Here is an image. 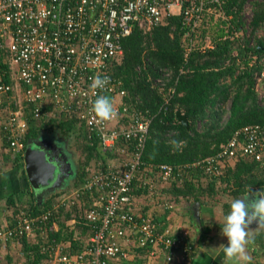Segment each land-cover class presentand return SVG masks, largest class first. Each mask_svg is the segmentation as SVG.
I'll list each match as a JSON object with an SVG mask.
<instances>
[{"label": "built area", "instance_id": "built-area-1", "mask_svg": "<svg viewBox=\"0 0 264 264\" xmlns=\"http://www.w3.org/2000/svg\"><path fill=\"white\" fill-rule=\"evenodd\" d=\"M250 1L255 0H246L245 5ZM226 2L0 0V106L11 104L2 124L8 149L15 155L25 149L27 110L34 120L60 117L83 125L103 151L121 142L130 145V151L127 147L122 149L127 159L119 167L95 170L81 188L54 205L57 210L85 194H93L94 190L98 192L84 217L90 232L88 242L77 253H69L70 245L42 247V252L49 256L48 262L122 264L136 253L128 249L126 245H129L135 250H144L151 259L162 255L166 264H183L194 251L193 244L187 242L189 233L181 230L173 234L153 217L137 214L135 191L140 190L142 195L146 191L148 198L157 200L160 194L156 180L161 184L181 181L188 171L217 178L227 168V162L238 157L264 164V126L247 125L236 130L214 155L182 167L163 164L155 171L142 161L152 116L148 111L131 109L125 101L127 92L123 82L109 71L113 62L122 56L123 39L135 29L149 34L171 16L181 17L180 28L189 39L186 50L191 52L190 35L202 22L203 15L215 13L211 5L222 11ZM218 15L214 14L215 19ZM212 48L208 40L199 50L204 52ZM184 72L180 70V74ZM97 75L110 78L104 89L91 88ZM159 75L153 83L155 86H162L171 79L167 70L159 71ZM263 79L264 68L258 81ZM97 96L108 97L117 111L115 119L102 125L91 112ZM48 217L49 214L18 216L10 230L0 231V252L5 248L4 243L33 235L38 230L34 223ZM39 232L45 236V231ZM129 250L134 252L131 254Z\"/></svg>", "mask_w": 264, "mask_h": 264}, {"label": "trees", "instance_id": "trees-1", "mask_svg": "<svg viewBox=\"0 0 264 264\" xmlns=\"http://www.w3.org/2000/svg\"><path fill=\"white\" fill-rule=\"evenodd\" d=\"M245 2L246 0H227L221 13L214 9L219 14L217 19H214L215 13H205L198 28L190 35L193 47L189 53L186 50L189 39L184 37L180 28V16L169 17L149 34L135 29L129 37L123 39L122 56L117 62H113L109 71L113 77L123 82L127 92L125 101L131 109L148 111L152 116L142 161L155 171L163 164L178 167L213 155L236 130L244 126H264V105L257 89L258 78L264 68V0L252 1L251 16L247 23L243 17ZM223 13L232 19L226 21L219 18ZM227 34H232L233 39H222ZM208 40L213 48L200 51L199 47L204 46ZM181 69L185 72L180 74ZM162 70L169 71L171 79L162 86H155L153 83L161 76L159 71ZM263 82L264 80L259 83ZM227 103L228 117L223 121L225 112L222 108ZM178 111L187 118V126L178 122ZM26 116L28 130L24 134V144L43 133L59 134L64 139L74 136L73 148L78 159L72 188L81 187L87 182L94 172L91 169L93 162L96 170L104 169L105 157L111 151H116V147H112L106 150V155L101 154L102 149L97 139L87 133L83 125L79 126L74 121L60 117H43L37 121L30 117L28 110ZM77 125L79 128L75 130ZM128 144L121 142L117 146L127 147L130 151ZM6 146L9 147L8 144ZM22 158L21 154H16L14 166L23 168ZM190 172L185 174H189V179H182L181 186L173 183L168 187L173 196L171 202L176 205L181 200L180 196L186 202L201 206L207 198L213 200L219 191L236 199L248 194L250 190L264 189V164L243 157L236 159L233 169L208 181L206 187L201 185L200 175ZM216 185L223 186V189L216 190ZM28 191L26 202L15 205L13 199L9 200V207L13 208L12 214L15 217L49 214V217L34 223V228L45 231L46 235L39 238L38 243L31 245L27 237L21 239L25 259L31 258V263L37 264L49 258L41 249L49 244L70 242L69 253L79 252L82 248L79 240L74 241L75 229H70L66 221L75 219L77 224L83 223L90 205L71 209H66L63 205L56 210L54 205L66 193L48 196L37 202L32 190ZM139 193L140 190L135 191V194ZM160 219L164 221L163 217ZM54 224H57L56 230ZM77 224L75 226L79 227ZM202 229L198 242L200 246L209 242L208 233L211 232L210 228ZM251 244L255 245L254 255H261L262 259L252 260L251 264H264V231L255 234ZM137 253L139 256L141 253L144 255L142 249ZM192 256L191 254L188 262Z\"/></svg>", "mask_w": 264, "mask_h": 264}, {"label": "crops", "instance_id": "crops-1", "mask_svg": "<svg viewBox=\"0 0 264 264\" xmlns=\"http://www.w3.org/2000/svg\"><path fill=\"white\" fill-rule=\"evenodd\" d=\"M208 6L209 5L207 4L206 7L208 8ZM211 6H212L213 9H217L214 5H211ZM223 7L221 9L222 11H223ZM217 10L221 13V11L219 9H217ZM219 18L225 19L226 21H230L232 19V17L226 16L224 13H223L222 16H219ZM228 23H230V22H228ZM227 38L233 39V35L232 34H227V35H224L222 37V39H227ZM3 114H6V112H4ZM6 118H7V116L3 117L0 114V231H5L7 229L10 230L14 226L15 220L17 218V217H15L12 214V209L13 208L9 207V204H8L9 200L13 199L15 201V205L21 204L22 202H26L27 201L26 194L28 195V192H29L28 189L29 190L31 189L29 184H28L26 175H25L24 163L22 164L23 168H19V167L14 166V164H13L14 160H12V159H14L15 154H13L10 151V149H8V147L6 146L7 142L4 139V133L2 132V124L6 120ZM54 118L55 117H49L48 119H54ZM50 136H51L52 144L55 145L56 147L62 148L63 153L68 158L69 154L66 152L65 145H63L59 140H57L56 137L53 136L54 137L53 138L52 135H50ZM122 149H125V147H119V146L116 147V150H119L118 152L120 154H122V156H125V153H123ZM111 152H113V151H111ZM23 153H24V151L21 153L22 157H23ZM209 156H212V155H209ZM246 159L250 160V161H255V160L250 159V158H246ZM116 160L117 161H115V162H111L110 160L106 159L105 168L106 167H109V168L119 167L120 164L123 161L121 160L122 162H120L119 158H117ZM22 162H23V160H22ZM235 162H236V160H231V161L227 162V164H226L227 168L224 170L223 174L226 172V170L233 169L234 166H235ZM255 162H257V161H255ZM118 163H120V164L118 165ZM182 166L183 165H179L178 167H182ZM23 171H24V173H23ZM190 173H192V174L193 173L194 174L197 173L198 175H200V178L202 180L205 179V180L210 181V180L219 178V177H217V178H208L206 176H203L201 173L195 172V171H191ZM188 175L184 176L182 179H184L185 177H187V179H189ZM75 179H76V176H75ZM182 182H183V180L177 181V182L174 181V182H172L170 184H161L160 181H158V180L155 181L156 189L159 188L160 186H165L166 187L167 190L163 189L162 192H163L164 195H167V197L169 198L168 203L167 202H165V203L168 204V205H171V208H168L167 207L168 205L165 206V203L161 201V199L165 198V197H163V196L161 197L160 196L161 198L155 200L154 198H148V196H146V191H143V195L140 194V193L136 194L137 197L135 199V206H136L135 207V212L137 214L148 215L149 217H153L154 220H155L156 217H158L155 221L159 222L163 229L164 228L168 229L173 234H177L181 230H186V231L189 230V232H190L189 227L186 228V226H184V225L182 226L181 225L182 223H184V222H181V220H180V219H182V216L181 215L179 216V213H177L178 209L176 208L175 202H173V201L171 202V200L173 199V196L168 191V187H170L173 183H177L178 184L177 186H181ZM81 187L71 188V192L70 193H66L65 197L69 196L72 192H74L75 190H77V189H79ZM93 192H94L93 194H90V195H93V196H87L86 197L84 195V197H81L78 200L75 199L71 205L66 207V209H71V207H83L85 205H90V207H91L92 203L94 202V198L96 197V194L98 193L96 190H94ZM246 195L247 194L241 195L238 198L244 197ZM92 198H93V200H92ZM179 198L181 200L178 203V205L181 202H183V201L186 202L184 197L180 196ZM44 199H47V197L43 196L42 200H44ZM61 199L62 198H60L59 201ZM142 200H144L145 202H142ZM165 200H167V199L165 198ZM138 201H140V202H138ZM138 203H140V205H138ZM192 204H194L193 206H195L198 203L192 202ZM158 205H160L162 208H160ZM201 206H199V204H198V209H197V214L198 215H199ZM192 211L196 214L195 208L194 209L192 208ZM162 217H163L164 221L160 219ZM76 224H77V222H76L75 219H71V220H67L66 221V225L69 226L70 229H72V228L75 229L74 241H76V240L78 241L79 240L80 244H81L80 248H82L83 244H86V242H88V239L90 237V232H89V229L85 225L84 222L83 223H78L77 225L79 227H76L75 226ZM54 228H55V230L57 229V224H54ZM202 230H203L202 228L199 231L197 230L196 235H194V237L190 236L191 232L189 233V239L187 238V242H189V243L191 242L193 244L194 251L192 253L193 256L191 258V261L190 262H188V261L184 262L183 264H201L202 262L205 264V260L208 261L207 260L208 258H210V259L212 258L210 256V252L207 251L208 248H209V246H208L209 244L208 243L207 244L204 243V244H202L200 246V244L198 243ZM39 236L40 237H44V235H42L37 230L36 232L33 233V235H30V236L27 237L28 243L31 244V245H33L36 242L38 243ZM21 239L13 241L11 243H8V242L6 244L4 243L5 248L0 252V264H32L31 263V260H32L31 258L30 259L28 258V260L25 259L26 256H25V253H24V250H23V247H22V240ZM208 241H210V237H209ZM64 245H66V246L70 245V248H71V243L70 242H67ZM126 246L128 247V249H132L136 253L132 254L134 251L129 250L130 253L132 254V256H131L129 261L123 262V264H126V263L127 264H160V261H161V264H166L164 262V257L162 255H160L159 257H155L154 259H151V258H149V257H147L145 255V251L144 250H143L144 255L141 253V255L139 256L138 253H137L139 251L138 249L135 250L129 245H126ZM70 252H71V249H70ZM222 253L223 252L221 250V254ZM213 260L214 259H211V261H213ZM37 264H51V263L48 262L47 258H46V259H43L42 261L38 262ZM174 264H176V263H174Z\"/></svg>", "mask_w": 264, "mask_h": 264}, {"label": "rangeland", "instance_id": "rangeland-1", "mask_svg": "<svg viewBox=\"0 0 264 264\" xmlns=\"http://www.w3.org/2000/svg\"><path fill=\"white\" fill-rule=\"evenodd\" d=\"M251 3L252 2H250L247 5H245L244 10H243V17H244V20L246 21V23L250 20ZM248 32H249V30H248ZM238 35H240V34L238 33ZM258 94H259V99H260L261 103L264 105V82L259 84ZM16 99H17V97H16ZM16 105H17V107L20 106L19 103H17ZM13 106H14V104L12 105V107ZM228 109H229V104L227 103L222 108V111L225 112L224 116L222 118L223 121H225L227 119V117H228ZM10 110H11V104L10 105L5 104L4 106L3 105L0 106V114L3 117L4 116L6 117L7 113ZM4 112H6V114H3ZM37 121H39V120H37ZM78 128H79L78 125L75 126V130H77ZM53 136L56 137L57 140H59L63 145H65L66 152L69 154L67 159H68V161L70 160L69 162H70L72 168L74 169L75 174H74V176L71 179H69V180H67L65 182V187H63V189L52 191L51 193L45 195L47 198H48V196L56 195V194H59V193H61V194L70 193L71 192V188L73 187V184L75 183V176H76V172H77V170H76V161L78 159V156L75 153V150L73 148V145L75 143L74 136L73 137L71 136L68 139L62 138L59 134L52 135V137ZM37 139L52 141L51 140V136L49 134H45V133L41 134L39 137H37ZM100 151H101L100 152L101 154H105V155L108 152V151H103V150H100ZM118 151L119 150H116L115 152H112L110 154L108 153L109 156H106L105 159H108L111 162H115V161H117L116 159L119 158L120 162H122V161L125 162L126 159H127V155L122 156V154H120ZM14 159H15V157H14ZM14 159H12V160H14ZM119 164L120 163H118V165ZM95 165L96 164L93 162L92 166H91L92 167L91 168L92 171L96 170ZM207 182H208V180H205V179L202 180L201 179V185L203 187H206V183ZM221 187H223V186H219V185L215 186L216 190H218ZM163 189H166V187L165 186H160L158 188L159 194H160L161 197L163 196L167 200H165V198H162L161 201L164 202V203L165 202L168 203L169 198L167 197V195L163 194V192H162ZM221 189H223V188H221ZM233 199H235V198L230 196L228 193H226L224 191H219L214 196L213 200L207 198L206 202L200 208L199 215L198 214L196 215L192 211V208L193 209L195 208V206H193L194 204H192V202L190 203V202L183 201L179 205L178 204L176 205V208L178 209V210L176 209L178 211L177 213H179V216L180 215L182 216V219H180V220H181V222H184L181 225L182 226L183 225L186 226V228L189 227L191 233L189 232V230L187 232L190 233L191 237H194V235H196L197 230L199 231L203 227L210 228V230H211V232L208 233L209 237H210V241L208 242L209 248H208L207 251L210 252V256L212 257L211 259H214V260L211 261V259L208 258L207 259L208 261L205 260V264H224V262H225V257L223 255V253L221 254V249L219 248V246L221 244L226 245L227 244V239L221 235V228L220 227H222V222H223L224 215H226L229 212V210H230V204L233 201ZM138 202H140V201H138ZM142 202H145V201L142 200ZM138 205H140V203H138ZM158 206L160 208H162L160 205H158ZM225 206H228V207H225ZM195 212H196V210H195ZM183 218L184 219L186 218L185 219L186 221ZM251 227L253 229H255L257 227V225L253 224ZM261 231H264V229L254 230L252 235L254 236L255 234H257V233H259ZM39 238H41V237L39 236ZM43 239H45V238H43ZM248 251H249V254L252 256V260H254V261L262 260L261 257H260L261 255L260 256H256L258 254L254 255L253 252L256 251L254 244H251V243L249 244ZM160 264H161V261H160ZM201 264H204V263L202 262ZM226 264H238V262L235 259H233L231 261H227Z\"/></svg>", "mask_w": 264, "mask_h": 264}, {"label": "clouds", "instance_id": "clouds-1", "mask_svg": "<svg viewBox=\"0 0 264 264\" xmlns=\"http://www.w3.org/2000/svg\"><path fill=\"white\" fill-rule=\"evenodd\" d=\"M109 81V77L97 75L92 80L91 88L104 89ZM261 81L257 82V89ZM91 112L101 125L117 117L113 102L106 96L96 97ZM253 224L257 225L255 229L251 227ZM258 229H264V189L250 190L246 196L233 199L229 212L224 215L221 235L227 239V244L219 246L225 257L224 264L233 259L238 264H251L248 246L252 242L253 231Z\"/></svg>", "mask_w": 264, "mask_h": 264}, {"label": "water", "instance_id": "water-1", "mask_svg": "<svg viewBox=\"0 0 264 264\" xmlns=\"http://www.w3.org/2000/svg\"><path fill=\"white\" fill-rule=\"evenodd\" d=\"M176 118L180 124L188 125L182 112H176ZM23 163L28 184L37 202H41L43 196L54 190L63 189L65 182L75 174L62 148L56 147L49 140H28L23 153ZM197 209L198 204L195 205L196 215Z\"/></svg>", "mask_w": 264, "mask_h": 264}, {"label": "flooded vegetation", "instance_id": "flooded-vegetation-1", "mask_svg": "<svg viewBox=\"0 0 264 264\" xmlns=\"http://www.w3.org/2000/svg\"><path fill=\"white\" fill-rule=\"evenodd\" d=\"M63 162V160H61Z\"/></svg>", "mask_w": 264, "mask_h": 264}]
</instances>
